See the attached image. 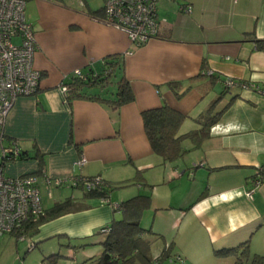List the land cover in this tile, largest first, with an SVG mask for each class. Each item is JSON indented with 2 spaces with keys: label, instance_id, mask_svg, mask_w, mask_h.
Masks as SVG:
<instances>
[{
  "label": "crops",
  "instance_id": "1",
  "mask_svg": "<svg viewBox=\"0 0 264 264\" xmlns=\"http://www.w3.org/2000/svg\"><path fill=\"white\" fill-rule=\"evenodd\" d=\"M103 1L26 2L37 43L33 65L42 75L37 92L18 96L0 125V152L15 141L25 154L6 162L3 174L35 176L45 210L65 199L81 206L42 222L30 239L52 255L59 236L62 254L71 259L66 264H94L104 239L100 228L119 215L112 205L142 193L151 197L149 228L162 236L153 240V256L171 244L169 253L180 255V264H233L214 250L245 240L252 253L264 256V0H159L158 35L123 56L134 100L117 108L85 98L68 101L61 90L73 70H98L105 58L131 48L125 32L100 21ZM228 78L238 84L225 89ZM113 91L110 86L103 95ZM217 96L213 112L220 114L206 139L199 146L184 140L187 151L176 164H162L141 113L165 104L186 116L177 132L184 134L199 127ZM82 157L86 162L79 166ZM44 175L101 176L116 190L104 204L81 187L46 184ZM0 239L13 240L17 255L25 243L8 234Z\"/></svg>",
  "mask_w": 264,
  "mask_h": 264
},
{
  "label": "built area",
  "instance_id": "2",
  "mask_svg": "<svg viewBox=\"0 0 264 264\" xmlns=\"http://www.w3.org/2000/svg\"><path fill=\"white\" fill-rule=\"evenodd\" d=\"M159 0H104V15L100 21L126 33L131 48L123 54L129 55L138 48L155 38L159 31L157 17V3ZM27 0H0V125L12 108L15 99L22 95H32L38 90L41 71L34 67L33 59L37 48L33 25L28 21L25 13ZM181 11L190 12L189 6H181ZM68 77L85 78L80 69H75ZM65 80L61 82V90L65 94ZM238 84L228 78L224 82L226 88ZM244 88L254 87L252 84H241ZM21 153L15 141L3 146L0 152V163L14 160ZM86 162L80 158L77 165ZM261 178L252 181L256 187ZM46 184L61 186L68 184L76 187L81 184L86 192H104L109 189L101 176L70 177L51 179L44 175ZM252 190V189H251ZM249 190L246 194L250 195ZM104 204H109V195L100 198ZM113 209L117 205H112ZM40 191L37 178L33 175L9 177L3 174L0 165V236L13 235L17 242H27L28 250H32L36 243L26 234V228L35 223L43 214ZM109 226L100 228L101 233H107Z\"/></svg>",
  "mask_w": 264,
  "mask_h": 264
},
{
  "label": "trees",
  "instance_id": "3",
  "mask_svg": "<svg viewBox=\"0 0 264 264\" xmlns=\"http://www.w3.org/2000/svg\"><path fill=\"white\" fill-rule=\"evenodd\" d=\"M99 12L100 10L95 11L94 16L98 17ZM257 42H260V40H257ZM123 58V55H113L105 58L100 69L93 70V68H89L87 72H84L85 78L68 77L70 80H67V78V81L64 82L66 99L68 101L81 98L97 100L113 108L132 102L134 94L123 73ZM201 75L204 76L206 73L203 72ZM208 76L211 81L216 79V76L212 73ZM110 86L114 87V91L111 92L110 96H105L107 88ZM171 86H174V84H171ZM102 91L104 92L102 93ZM176 96L180 97L177 93ZM219 99L220 96H217L209 103L203 113V118L201 117L202 120L199 119V127L184 134H178L177 132L186 116L165 104L157 108L144 110L141 113L147 139L153 152L160 157L162 164L175 163L184 155L187 151L181 145L184 140H190L195 146H199L206 139L210 127L217 121L220 114V112H213ZM23 157L25 158V154L21 151L15 159ZM5 163H0V165L3 166ZM258 178L262 179V177ZM135 180L138 181V175ZM76 187L82 188L80 183ZM111 188L112 186H109V189L104 192H85L88 195L101 198L105 194L109 195ZM150 206V195L139 193L122 201L114 209L119 213V217L108 224L109 231L104 233V239L101 241V252L96 257L94 264H160L170 258L178 262L183 261L180 255L169 253L171 244L163 246L158 255H152L153 240L162 239V236L154 233L150 228L141 226L143 213ZM80 208V204L72 199H65L53 204L50 208L44 209L43 214L35 223L27 226V236L35 233L42 222ZM99 233L101 232L99 231ZM214 253L217 256H231L234 259L233 264H264V256L251 252L249 240L240 242L233 247L216 249ZM55 255L52 254L50 257L52 258Z\"/></svg>",
  "mask_w": 264,
  "mask_h": 264
},
{
  "label": "rangeland",
  "instance_id": "4",
  "mask_svg": "<svg viewBox=\"0 0 264 264\" xmlns=\"http://www.w3.org/2000/svg\"><path fill=\"white\" fill-rule=\"evenodd\" d=\"M166 165H173L176 164L175 163H165ZM169 172V170H168ZM179 175V174H178ZM141 181V180H140ZM133 183L136 182L132 181ZM166 184L170 185V180H166ZM148 186V185H147ZM158 189H165L167 191V189L165 187H163L162 184L157 185ZM150 188H152L150 186ZM116 190L115 187H113L109 193L112 194V192H114ZM168 192V191H167ZM147 214V215H146ZM150 213H143V216L141 218V226H143L144 228H149L150 224H151V218L152 215H149ZM117 218L119 217V215L117 214L116 216ZM164 231L166 232V236L170 235V230L165 226ZM176 231V226L173 229V232ZM100 235V239L104 238V233H99ZM59 236H56L52 242V244H54L55 246V256H53L52 258L50 257L51 254H44L43 252H41L42 248L47 247L46 245L43 246V242H39L37 244V246H35L32 250L27 249V242L25 243H21L19 244V254L17 255V247L14 243L13 240H9V241H1L0 239V264H66V262H71V259L64 256L62 254V249L66 248V247H62L60 244L62 243L61 241L58 242L59 240ZM62 240V239H60ZM66 245V244H65ZM71 245H74L71 243ZM97 248V247H96ZM60 250V252H59ZM51 258V259H50ZM165 263V262H164ZM163 264V262L161 263ZM174 264H180L178 261L174 262Z\"/></svg>",
  "mask_w": 264,
  "mask_h": 264
}]
</instances>
